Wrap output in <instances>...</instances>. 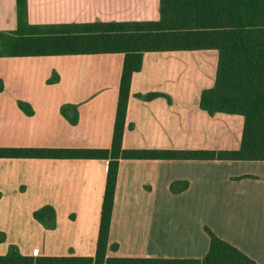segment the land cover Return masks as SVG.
Masks as SVG:
<instances>
[{
  "label": "crops",
  "instance_id": "0c3cea01",
  "mask_svg": "<svg viewBox=\"0 0 264 264\" xmlns=\"http://www.w3.org/2000/svg\"><path fill=\"white\" fill-rule=\"evenodd\" d=\"M159 5L27 0L26 22L28 28L155 22ZM16 29V0H0V32ZM218 60L214 49L144 53L130 82L123 149L238 150L243 118L210 116L199 107L201 93L214 86ZM122 64L120 53L0 57L6 141L0 146L110 148ZM152 93L158 96L149 101L136 97ZM107 165L0 159V256L12 245L22 256L93 257ZM43 206L54 210L53 230L33 218ZM205 228L264 264V161L119 160L106 257L201 259L209 249Z\"/></svg>",
  "mask_w": 264,
  "mask_h": 264
},
{
  "label": "trees",
  "instance_id": "16d2710c",
  "mask_svg": "<svg viewBox=\"0 0 264 264\" xmlns=\"http://www.w3.org/2000/svg\"><path fill=\"white\" fill-rule=\"evenodd\" d=\"M26 1L16 0L17 29L0 32V57L120 53L123 64L110 148H0V159L108 161L94 256H22L11 245L0 256V264H256L208 228L204 230L209 237V249L201 259L108 258L106 251L119 160L264 161V0H160V18L155 22L29 28ZM207 49L216 50L219 60L214 86L201 93L199 107L210 116L224 113L243 118L239 149H123L130 82L141 69L144 53ZM157 96L152 93L136 97L149 101ZM74 119L70 122L74 123ZM180 185L182 190L187 187L186 182ZM33 218L47 230L55 228V214L50 206L33 212ZM111 248L116 250L117 246Z\"/></svg>",
  "mask_w": 264,
  "mask_h": 264
},
{
  "label": "rangeland",
  "instance_id": "374dc122",
  "mask_svg": "<svg viewBox=\"0 0 264 264\" xmlns=\"http://www.w3.org/2000/svg\"><path fill=\"white\" fill-rule=\"evenodd\" d=\"M5 131V130H4ZM0 135H1V132H0ZM6 142L5 140L1 139V136H0V144ZM0 148H16V149H37V148H42V147H38V146H7V147H2L0 146Z\"/></svg>",
  "mask_w": 264,
  "mask_h": 264
}]
</instances>
